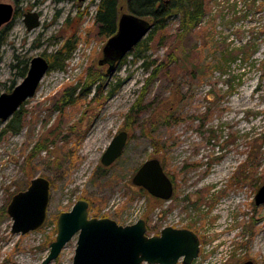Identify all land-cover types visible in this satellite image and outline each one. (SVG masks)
Wrapping results in <instances>:
<instances>
[{"label": "rangeland", "instance_id": "1", "mask_svg": "<svg viewBox=\"0 0 264 264\" xmlns=\"http://www.w3.org/2000/svg\"><path fill=\"white\" fill-rule=\"evenodd\" d=\"M0 3L15 11L0 28L9 27L0 48V94L21 82L23 62L29 66L36 56L64 67L50 69L24 103L16 135L0 125V264H40L58 216L78 200L88 202L90 218L121 226L143 219L147 236L165 227L192 231L200 241L192 264H264V204L254 203L264 185L263 0H206L199 32L179 44V19L171 18L163 43L155 40L143 60L128 56L97 96L87 86L89 76L105 72L97 67L105 43L94 27L98 0ZM26 13L39 17L32 31L23 23ZM151 60H166L168 71L148 85L143 62ZM74 87L76 101L62 106ZM140 100L143 110L131 111ZM121 131L127 133L121 156L101 165ZM37 144L48 149L37 152ZM150 159L159 160L173 183L168 201L155 202L139 188L137 195L131 183ZM36 177L50 182L46 220L35 231L13 234L6 208ZM76 239L50 264H72Z\"/></svg>", "mask_w": 264, "mask_h": 264}, {"label": "water", "instance_id": "2", "mask_svg": "<svg viewBox=\"0 0 264 264\" xmlns=\"http://www.w3.org/2000/svg\"><path fill=\"white\" fill-rule=\"evenodd\" d=\"M262 14L264 25V5ZM13 15L12 5L0 3V28L10 23ZM23 23L27 31H32L39 26V17L35 13H26ZM151 28L152 25L144 19L126 12L119 14L116 32L105 41L97 63L98 66L107 65L105 77L113 74L122 58L145 39ZM48 71L49 63L43 56L30 60L21 82L11 91L0 94V123L8 122L35 95ZM126 141L125 131L117 133L102 154L101 165L113 164L121 156ZM131 183L162 201H168L172 196V183L158 159L145 161L133 175ZM49 192V180L36 177L30 180L24 191L11 198L6 208L12 220L11 233L24 235L44 224ZM254 203L256 206L264 204V185L257 190ZM146 231L143 219L121 226L108 218H90L88 202L78 200L70 211L58 216L55 239L49 243L48 254L40 264L55 261L74 236L77 239L72 264H192L199 256L200 241L188 229L165 227L154 236H147Z\"/></svg>", "mask_w": 264, "mask_h": 264}, {"label": "trees", "instance_id": "3", "mask_svg": "<svg viewBox=\"0 0 264 264\" xmlns=\"http://www.w3.org/2000/svg\"><path fill=\"white\" fill-rule=\"evenodd\" d=\"M126 13L136 16L138 18L148 21L152 25L151 31L148 33L146 38L142 40L131 53L127 54L119 62L118 66H121L127 60V57L132 55L135 60H143L144 55L147 54L151 48L152 44L157 41L158 38L161 39L160 44L163 43V38L167 36L165 33L166 23L174 17L179 19L178 31L175 35V42L180 43L187 36L199 32L198 29L206 16V0H98L96 12L94 15V27L98 36H100L105 41L111 37L116 32L117 19L122 10ZM9 27L0 31V48L4 45L7 38V31ZM57 58V57H56ZM60 60V59H59ZM20 63V62H19ZM24 66L21 68V77L27 73L28 63L23 62ZM18 68L19 66H15ZM98 67V64H97ZM63 62H49V69L63 70ZM143 68L145 70H150L148 85L157 79L161 74H167L168 64L166 60L157 61L151 60L149 62H143ZM91 81L88 83V88H94V94L97 96L102 95L100 88L103 79H105L104 73L100 76L94 74L89 76ZM172 83L175 85L173 80ZM16 84L14 82L5 90V92L11 91ZM76 87L67 93L64 98H62V106L66 107L72 105L76 100L73 99V94ZM175 95H179V88ZM115 89L107 92L105 95L106 99H109L114 93ZM89 90L87 91V93ZM138 106H133L131 111L138 109V114L143 110L141 107L143 103L141 100ZM143 102V101H142ZM24 104L19 108L18 111L11 117V119L6 122L2 133H8L16 135L23 126V115L21 114ZM166 108L163 109L165 113ZM171 114L166 112L165 119H170ZM1 125V123H0ZM157 146V143L154 142ZM34 149L37 152L48 149L47 144H37ZM162 165V164H161ZM155 202H163L162 200L153 198Z\"/></svg>", "mask_w": 264, "mask_h": 264}, {"label": "flooded vegetation", "instance_id": "4", "mask_svg": "<svg viewBox=\"0 0 264 264\" xmlns=\"http://www.w3.org/2000/svg\"><path fill=\"white\" fill-rule=\"evenodd\" d=\"M14 14H15V11H14ZM13 17H14V15H13ZM49 63V62H48ZM106 67H107V65H103V66H98V68L99 69H103L104 71L106 70ZM50 70V69H49ZM106 78V77H105ZM138 171V168H137V170H136V172ZM171 181V180H170ZM172 183V182H171ZM135 188H136V192H137V195H138V186H135ZM139 190L140 191H143V192H146L145 190H143V189H141V188H139ZM147 193V192H146ZM148 194V193H147ZM172 194H173V183H172ZM149 195V194H148ZM150 196V195H149ZM172 197V196H171ZM150 198H152L153 199V197H151L150 196ZM170 200V199H169ZM163 202H165V201H163Z\"/></svg>", "mask_w": 264, "mask_h": 264}]
</instances>
